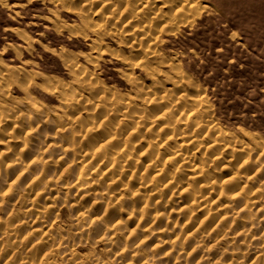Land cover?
<instances>
[{
    "label": "rangeland",
    "instance_id": "374dc122",
    "mask_svg": "<svg viewBox=\"0 0 264 264\" xmlns=\"http://www.w3.org/2000/svg\"><path fill=\"white\" fill-rule=\"evenodd\" d=\"M0 264H264V0H0Z\"/></svg>",
    "mask_w": 264,
    "mask_h": 264
},
{
    "label": "bare ground",
    "instance_id": "6f19581e",
    "mask_svg": "<svg viewBox=\"0 0 264 264\" xmlns=\"http://www.w3.org/2000/svg\"><path fill=\"white\" fill-rule=\"evenodd\" d=\"M193 2H195V1H193ZM193 2H192V3H193ZM192 3H191V4H192ZM193 5H194V3H193ZM165 6H166V5H165ZM192 7H193V6H191V8H192ZM172 10H173V9H172ZM190 10H191V9H190ZM189 12H190V11H189ZM188 14H189V13H188ZM61 55H62V54H61Z\"/></svg>",
    "mask_w": 264,
    "mask_h": 264
}]
</instances>
